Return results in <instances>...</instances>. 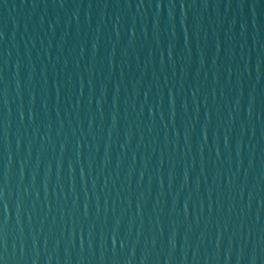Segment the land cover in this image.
I'll return each instance as SVG.
<instances>
[{
	"label": "water",
	"instance_id": "95a60500",
	"mask_svg": "<svg viewBox=\"0 0 264 264\" xmlns=\"http://www.w3.org/2000/svg\"><path fill=\"white\" fill-rule=\"evenodd\" d=\"M0 264H264V0H0Z\"/></svg>",
	"mask_w": 264,
	"mask_h": 264
}]
</instances>
